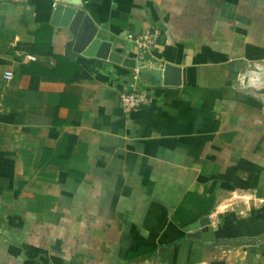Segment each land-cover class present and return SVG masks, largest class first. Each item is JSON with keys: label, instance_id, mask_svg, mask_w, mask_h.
Instances as JSON below:
<instances>
[{"label": "crops", "instance_id": "obj_1", "mask_svg": "<svg viewBox=\"0 0 264 264\" xmlns=\"http://www.w3.org/2000/svg\"><path fill=\"white\" fill-rule=\"evenodd\" d=\"M82 2L127 58L157 28L151 67L187 85L140 79L126 112L133 69L72 53L60 0H0V264H264V104L239 82L264 0Z\"/></svg>", "mask_w": 264, "mask_h": 264}, {"label": "water", "instance_id": "obj_2", "mask_svg": "<svg viewBox=\"0 0 264 264\" xmlns=\"http://www.w3.org/2000/svg\"><path fill=\"white\" fill-rule=\"evenodd\" d=\"M58 13L67 12V23L72 31V53H85L87 56H97L112 62L132 68L138 67L139 78L150 86H183L187 85V70L173 64L164 67H150L138 65L136 59L127 58L123 54L112 50L113 43L103 40L99 35V27L86 12L82 0H60L57 6ZM240 90L253 93L264 104V61L246 62L240 73ZM204 222H196L189 228V236L201 237L200 226Z\"/></svg>", "mask_w": 264, "mask_h": 264}, {"label": "built area", "instance_id": "obj_3", "mask_svg": "<svg viewBox=\"0 0 264 264\" xmlns=\"http://www.w3.org/2000/svg\"><path fill=\"white\" fill-rule=\"evenodd\" d=\"M161 32L157 28H149L143 31L140 35H137L132 42L134 43V57L138 65H146L151 67V58L155 47L157 46ZM5 77L7 79L13 78V72L6 71ZM140 78L138 75V67L133 70L132 81L128 88L121 93V106L126 112L135 111L141 106L150 101L149 92L138 86ZM3 104L0 101V111ZM264 240V238H263ZM262 241V239H258Z\"/></svg>", "mask_w": 264, "mask_h": 264}, {"label": "trees", "instance_id": "obj_4", "mask_svg": "<svg viewBox=\"0 0 264 264\" xmlns=\"http://www.w3.org/2000/svg\"><path fill=\"white\" fill-rule=\"evenodd\" d=\"M147 251V250H146ZM145 249H139L137 252H136V258L137 257H140L142 255H144V253L146 252ZM150 255H155L156 253V250H150L148 251ZM135 257H133L132 259H136Z\"/></svg>", "mask_w": 264, "mask_h": 264}, {"label": "rangeland", "instance_id": "obj_5", "mask_svg": "<svg viewBox=\"0 0 264 264\" xmlns=\"http://www.w3.org/2000/svg\"><path fill=\"white\" fill-rule=\"evenodd\" d=\"M156 264H165V263H163V262H161V261H158Z\"/></svg>", "mask_w": 264, "mask_h": 264}]
</instances>
